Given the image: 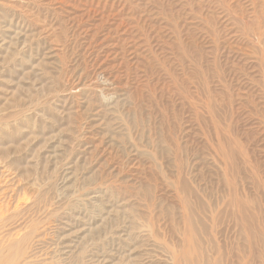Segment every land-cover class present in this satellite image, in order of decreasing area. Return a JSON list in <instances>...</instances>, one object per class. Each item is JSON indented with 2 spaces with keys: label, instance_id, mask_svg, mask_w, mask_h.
<instances>
[{
  "label": "rangeland",
  "instance_id": "374dc122",
  "mask_svg": "<svg viewBox=\"0 0 264 264\" xmlns=\"http://www.w3.org/2000/svg\"><path fill=\"white\" fill-rule=\"evenodd\" d=\"M3 36L0 264H166L218 147L264 208V0H0Z\"/></svg>",
  "mask_w": 264,
  "mask_h": 264
},
{
  "label": "bare ground",
  "instance_id": "6f19581e",
  "mask_svg": "<svg viewBox=\"0 0 264 264\" xmlns=\"http://www.w3.org/2000/svg\"><path fill=\"white\" fill-rule=\"evenodd\" d=\"M11 38L3 36V38L0 39V50H3L6 47V44L8 45L10 44V41L12 40ZM216 134L217 133H215V135ZM215 137L219 138V136H215ZM223 150L222 148H219V147L217 148V151L220 153V156H221L219 159L221 161L220 163L224 166V178L227 184H225L226 186H222V188L219 189L220 191L216 192L217 194L213 198V200L211 199L212 201H206L207 197L205 199H203L204 197L194 198L190 194V191L187 188L185 189L184 187L180 186V190H179L180 199L178 200L179 201L178 208H179V221H180L179 225L180 224L181 225L179 227V230L182 231L183 239L177 242L175 252L172 250H169L170 248L167 249L168 247L167 248L165 247L164 249L161 248L162 250H164V253L163 251L160 252L163 254V255L161 254L163 257L161 258H162V261L164 259L163 262H165L166 264H254L253 263L254 260L257 258L259 259L261 257V255L258 254L259 252H256L258 251L256 250V247H258V245H264L263 237L261 238V240L257 241L258 232H261L262 230L261 228H263L262 224L264 225V222H263L264 220L263 221L261 220L262 212H263L262 210H264V208L262 210L261 208L259 209L257 204H260L261 202L257 203L254 199L255 197L253 198V196H250L246 194L245 192L240 191L238 186H236V179L238 177L239 171L236 168L231 167L232 161L230 162V160H228V158L225 156L226 152L224 153ZM230 152H233V151H230ZM226 160H228L229 162ZM233 160H236V159H233ZM221 170H223V168ZM148 227L149 226H147L146 228ZM79 232L80 231H77L76 234H80ZM149 233L150 232H148V234ZM161 233H164V232H161ZM219 233H225L227 235H230V239H233V242L228 244L229 249H226V245L223 246L222 244L215 242V236ZM144 236L146 238V234ZM62 237H64V234ZM148 237L150 236L148 235ZM70 238L63 242L65 249H71L70 244L74 243V241H70ZM161 239H162V236H161ZM175 240H178V237ZM152 242L157 243V241L156 240L154 241V239L153 241H151V243ZM154 248H153V251H154Z\"/></svg>",
  "mask_w": 264,
  "mask_h": 264
}]
</instances>
